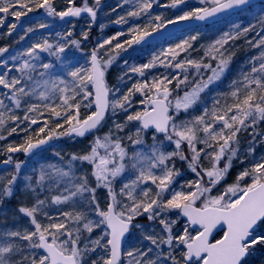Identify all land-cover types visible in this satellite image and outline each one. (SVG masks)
I'll use <instances>...</instances> for the list:
<instances>
[{"label":"snow or ice","instance_id":"snow-or-ice-1","mask_svg":"<svg viewBox=\"0 0 264 264\" xmlns=\"http://www.w3.org/2000/svg\"><path fill=\"white\" fill-rule=\"evenodd\" d=\"M65 2L69 7L57 11L53 0H0V13L15 16L19 21L34 8H43L49 16L61 20L80 17L82 13H87L93 21L96 19L100 0H94L93 6L87 0L81 6L76 5V0ZM154 3L156 0H135L127 17L148 16L147 23L129 27L131 38L123 42L118 37L124 33L104 40L90 52L88 66L79 65L68 56L72 47L80 48L79 40L68 39L73 35L71 31L66 35L57 33L55 42L45 38L11 56L12 61H19L12 67L0 61L8 69L0 74V140L7 138L5 131L8 136L18 129L27 133L32 125H39L43 120L36 131L37 137L43 134L42 138L33 141L29 134L23 143L8 144L3 149L9 154L3 161L6 165L13 161L11 154L28 155L62 136L84 137L98 132L109 111L112 115L117 110L126 114L123 123L113 121L108 132L94 136L88 151L72 153L67 170L58 164L41 166L35 186H26L34 203L18 208L33 228L0 230V264H84L92 254L96 258L91 264H246L254 247L264 245V155L255 154L256 144L264 143V131L257 130L264 123V7L253 11L251 0H198L199 6L189 4L188 0H170L162 7L176 9L179 14L165 19L151 15ZM235 10L251 12L256 23L243 29L239 24L233 25L234 30L224 32L208 45L200 60L178 58L181 52L193 48L199 37L197 33L175 47L154 54L148 63L129 66L118 77L121 84L125 83L124 76L132 78L129 73L144 79L136 80L127 92L108 86L105 79L108 67L121 52L140 44L153 32L168 24L206 21ZM3 23L4 19L0 18V25ZM116 23H128V20L122 16ZM257 24L261 31L246 43L260 51L248 61L247 70L242 67L229 85L231 91L224 96L230 97L231 103L221 104L217 98L201 115L180 120V113L192 109L209 85L223 76L234 55H224L225 45L246 37ZM38 27L49 26L41 23ZM15 28L16 24L10 25V32ZM34 30L27 28L25 35ZM82 37L86 40L88 32H82ZM113 41L116 42L113 44ZM105 45L111 47L104 53L108 58L102 60L99 49ZM7 51L0 48V55ZM41 53L55 60L43 62ZM217 56L220 59L215 68L204 62L205 58L214 60ZM158 66L173 71L148 79L146 71ZM13 70L18 75H11ZM203 70L211 72L206 80ZM173 82L174 87L170 88ZM137 93L143 97L139 101L143 108L129 112L131 97ZM82 107L86 110L83 117ZM131 122L139 126L126 139L133 146L144 147H134L129 154L123 143L125 137L119 133ZM22 124L27 127L21 129ZM64 125L68 127L64 129ZM149 129H154L153 143L145 145L143 133ZM241 133L250 137L243 152ZM157 134H163V140H158ZM164 141L174 145L172 151L163 150ZM55 155L63 160L59 152ZM178 160L186 163L196 177L179 188L174 186L176 177L181 175L176 166ZM203 160H208L211 166L205 168ZM75 161L81 165L86 163L90 171L81 170L77 174L73 167ZM222 161L223 167H220ZM233 161H238L242 170L231 184L213 194L226 179ZM23 164L24 161H17L13 173L7 178L0 177V203L4 198H11ZM129 173L135 178H128ZM117 182L120 183L118 192ZM149 182L154 187L148 186ZM101 188L107 190L105 207L100 206L97 198V190ZM45 191L49 195L41 199ZM49 204H70L71 208L53 217L45 211ZM170 213L176 218H171ZM37 216H43L48 222H41ZM143 216L148 225L134 222ZM181 217L186 221L177 228ZM97 229L100 234L93 238ZM133 230H139L140 240L136 247L125 250L123 241Z\"/></svg>","mask_w":264,"mask_h":264},{"label":"rangeland","instance_id":"rangeland-1","mask_svg":"<svg viewBox=\"0 0 264 264\" xmlns=\"http://www.w3.org/2000/svg\"><path fill=\"white\" fill-rule=\"evenodd\" d=\"M101 1H104V0H100V2ZM169 2H170V0H156V3L153 4L152 9H150V13L152 12V10H154L153 15H152V13H151V15L152 16L161 15L165 19L174 18L175 15L179 14L176 9L162 7V5L168 4ZM81 3L83 4V0H81ZM87 3L89 6H93L94 0H87ZM103 3L115 5V9L118 10L117 19L120 18L121 13H122L123 17H125L127 19L129 17H127L126 14L128 11L132 10V7H133V4L135 3V0H131V2H126V0H108V2L100 3L99 6ZM188 3L192 4V5L199 6L198 0H188ZM68 7H69V5H68ZM181 7H183V6H181ZM66 8L64 10H66ZM40 9L43 11L41 13H44L48 17H52L46 13L45 9H43V8H40ZM255 11L258 12L259 10H255ZM12 17H15V16H12ZM0 18H2L1 13H0ZM58 19L61 20L59 17H58ZM148 19H149L148 16H142L140 18H136L135 22L132 24L133 18H131V23H130L131 25L128 27H125L124 23H120V24L113 23V24H111L109 26V30L102 34L101 43H103L104 40H107L113 36H116L117 33H124V35L118 37L120 42H123L126 39H130L131 37L128 34L129 27L133 26L134 24H139L142 26L145 23H147ZM61 21L63 23L60 27L63 29L64 35H66L67 32L70 31L71 28H73L77 25V31L79 32V36L77 37L76 40L80 41V48L77 49L75 47H72L70 52L68 53V56L73 59V62L78 61L79 65H85V63H84L85 53L87 51L90 54V52L92 51V45L89 44V40L87 39V42H86V40L83 39V37H82V32H86V30H85L86 21L81 20V21L77 22L76 19H71V20H65L64 19ZM74 23H76V25ZM157 23H159V22H157ZM96 26H97L96 24L93 25L94 31L97 30ZM149 31H151V28ZM197 33L198 32H196L195 30H189V31H185L182 33H178V34H175L174 36H172L171 38H169L163 42L152 44L146 48H137L136 44H133L130 48H127V45H125V47L127 48V51L121 52L120 56L117 57V59L113 62V64L110 67H108V69L106 71L105 79H106L108 86L110 88L120 87L121 93L127 92V89L129 87H131V85L133 83H135L136 80H142L143 79V77L129 73L128 75L131 76L132 78L128 79V76H124L125 83L121 84L120 81L118 80V77L123 76V74L125 72H127L129 66L141 65V64L148 63L152 59L154 54H158L162 50L168 49L169 47H175L176 44L180 43L182 40L186 39L188 36L196 35ZM59 34H61V33L59 32ZM55 37H58L57 34L55 35ZM41 39L42 38H40V36H38L37 42H41L42 41ZM68 39H70V38H68ZM115 42L116 41H113V44ZM82 43L85 45L84 47L82 46ZM210 44L211 43H209L208 45H210ZM110 47H111L110 45H105V47L103 49H99L102 60H106L108 58L106 55H104V53L108 52ZM41 57L43 58V62H49V61L55 60L54 57H50L47 54L45 57L43 55H41ZM125 61H127V65L125 64ZM247 63H248V61H247ZM85 66H88V65L86 64ZM246 67L248 68V64ZM172 71H173L172 69H165L163 66H158L156 68L151 69L150 71H146V76L148 79H151L152 76H160L161 74H167L168 72H172ZM174 84H175V82H173V85ZM221 93H222L221 87H216V82L209 85V87L205 90V92L201 94V100L196 105H194L192 109H190L187 113H184V112L180 113V120L191 119L192 116L201 115L202 111L205 107H207V108L212 107L214 99H217V98L220 99L221 104H224L225 102L231 103L230 100H224V97L222 96ZM175 95H176V93L174 92L173 96H175ZM141 99H143V97L139 93L132 96L131 97L132 107L129 108L128 111L133 112V111H137V110H142L143 105H141L139 103V101ZM5 102L8 103L7 100ZM81 112H86V110L82 107ZM125 115H126L125 113H123L119 110H117V113L115 115H112L111 111H109L108 116H107V120H106V123H104V126L102 128H100V130L98 132H96L95 134L90 135L87 139H84L81 141L82 145L79 148L80 153H84V152L89 150L90 144L93 141L94 136H96V135L102 136L104 133L108 132L109 129L113 127V121H115L117 123H123L125 120ZM46 116H47V114H46ZM61 123H62V121H61ZM42 125H43V120H41L39 125H32L29 130L35 131V133H36V131L38 130V127L42 126ZM50 126H55V125L51 124ZM138 126L139 125L136 122H131L128 125V127H126L124 129L123 132L119 133L120 136L125 137V140L123 141V143L128 147L129 154H131V151L134 147H137V148H143L144 147V145L133 146L126 139V137L129 134L134 135L136 128ZM67 127H68V125H64V129H66ZM64 129H58L57 131H63ZM257 130L258 131H264V123L260 124V126ZM249 131H251V129H249ZM152 136H153V132L146 133V136H143L144 141H145V145H151L153 143ZM42 137H43V134H41L40 138H42ZM157 137H158V140H163L162 136L161 137L157 136ZM243 138L246 139L247 141L250 139V137H248L247 133H241L240 134V139L242 140ZM259 139L260 138L257 137V140H259ZM76 140L77 139H69L67 136H62L58 139H54V140L50 141L48 144L43 145L39 149H35L32 154H30V155L28 154V156L26 155V156L22 157L21 159H19L17 157L19 152L11 154L13 156V161H12V163H10L11 167L6 171L0 172V177L7 178L10 173H13L15 170V164L17 161H24V164L21 166V170H20V173L18 174L17 181L15 182V184L13 186V193L16 190V195H15L14 199L7 198L8 199L7 204H5L4 209H2L4 211V216H3V219L0 220V230H2L4 228L16 230L17 228H19L21 226L20 225L21 221L25 220V218H28V217L24 216L22 213H19L18 208L21 205L30 206L32 203H34V198L29 193L26 186L29 184H32L33 186H35V180L39 176V170H40L41 166H46L48 164H58V165L64 167L65 170H67V168H68L67 162L70 160L71 154L72 153L79 154L77 149H72V150H70L69 154L63 155L58 150L55 151L57 149V147L51 146V144L57 143V142H60L61 144L62 143H69V142L74 143V141H76ZM14 141H16V139ZM8 144H11V143L10 142L0 143V157L3 158V160L0 158V162H3L5 159H7V156L9 155L7 152L3 151V149H5ZM261 144H264V143H257L255 146V154L257 156L264 155V145H261ZM58 146H60V144H58ZM162 147H163L164 151H172L174 148V145L168 141H164V144ZM198 147H202V145H198ZM246 147H247V143L246 144L241 143V151L242 152L244 151V149ZM36 152H38L37 155H36ZM54 152L55 153L59 152L60 155L63 157V160H61L60 157L56 156ZM47 155H49L50 158L43 161V163H42L41 162L42 157H44V156L47 157ZM202 164L205 168H209L211 166L210 162L208 160H203ZM34 165H36L38 167V172H36L35 176H34V169H32V166H34ZM236 165L238 166V168ZM87 166H89V165H87L86 163L81 165L80 161L73 162V167L76 170L77 174H79L81 170L89 171ZM176 166H177V168L180 169L181 175L176 177V182L174 185L175 187L179 188V185L184 184L186 181L194 180L196 178L195 174L190 172L187 169L186 163L178 160L176 162ZM220 167H223V161L221 162ZM233 167L237 168V169L234 171H232V168L230 169L226 179L224 181H222L221 184L218 185L216 189H214L213 194H216V192L221 191L226 184H231L234 181L236 174L242 170V166L239 164L238 161H233ZM25 177H31L32 179H31V181H29V180H26ZM128 178L134 179L135 177H134V175L129 173ZM93 186H94V182H93ZM148 186L154 187L150 184V182H149ZM119 188H120V183L117 182L115 185V189L117 192L119 191ZM98 190H97V192H98ZM37 191H39V189H37ZM52 194H57V193L53 192ZM45 195H49V193L47 191H45L44 193L41 194L40 198L43 199ZM98 195H100V194H98ZM98 200H99V202L100 201H102V202L107 201V190L106 189H104L103 198H98ZM105 205L106 204L104 203L103 207ZM48 206H54V207H58L60 209L63 208L62 211H68L71 208L70 204H63V205L49 204ZM45 210H47V208H45ZM0 211H1V209H0ZM59 215H60V213H57V214L52 213L51 214V216H53V217H59ZM169 215L173 219L176 218L174 213H170ZM37 219H38V216H37ZM40 221L43 223L48 222V221H43V220H40ZM134 222L139 223V224H144V225L149 224V222L146 219V216L137 217ZM184 222H185V220L181 218L180 222L177 224L176 227L181 228L183 226ZM28 227L33 228V226L30 223L29 218H28ZM29 230H31V229H29ZM156 230L159 231L158 223L156 224ZM99 234L100 233L95 232L92 237L95 238ZM131 234H129V236L127 237V239L125 241V244L123 247L125 250H129L131 248L136 247L138 242H139L138 240H140L139 230H133V232ZM254 249H255V247H254ZM261 249H262V247H260L259 250H261ZM98 252H99V250H98ZM89 257L85 260L84 264H91V260L96 258V254H92Z\"/></svg>","mask_w":264,"mask_h":264},{"label":"trees","instance_id":"trees-1","mask_svg":"<svg viewBox=\"0 0 264 264\" xmlns=\"http://www.w3.org/2000/svg\"><path fill=\"white\" fill-rule=\"evenodd\" d=\"M102 2H108V0L101 1ZM54 6L57 11H63L68 5L64 0H53ZM81 0H76V5L81 6ZM101 4L96 8V19L93 21L91 17H81V18H74L77 20V22L84 20L86 21L85 24V30L88 32V40L89 44L92 45V50L94 48H98V45L101 44V38L102 34L109 30V26L113 23H116L117 19V12L118 10L115 9V5L113 4ZM264 7V2L254 5L253 11L259 10L260 8ZM40 8H34L33 11H30L27 13V15L21 16L19 21H17L16 17H12L11 15H5L2 14V18L4 19V23L0 25V48H7L8 51L2 55H0V61H6L8 67H12L14 64H18L19 61H12L10 59L11 56L17 55V53L24 52L27 48H29L33 43L37 42V37L40 36L42 38L41 40L47 38L50 42H55L58 37H55L57 33H61L64 35L63 29L60 27L62 25V21L58 19V17L52 16L48 17L46 16ZM154 10H152L153 15ZM47 13V12H46ZM122 13L120 17H122ZM120 19V18H119ZM136 18H133L132 24L135 22ZM128 23H124L125 27L130 26L131 24V18H127ZM44 23L47 24L49 27L47 28H39L38 25ZM256 20L254 19L253 15L249 11H241L233 15L227 16L225 19L214 23L212 25L199 27L197 29H194L196 32L199 33L198 40L193 45L192 49H188L187 52H182L179 55V58H191L194 60H200L202 57H204L205 51H207L208 44L213 43L215 40H217L224 32L229 30H234L233 25L239 24L240 28L243 29L245 27H248L250 24H255ZM16 24V28L14 30H11L10 32V25ZM76 25V23H74ZM97 25V30L94 31L93 25ZM118 24V23H116ZM103 26V27H102ZM32 27L35 30L31 33H28L25 35V31L27 28ZM65 29V28H64ZM150 30V28H149ZM70 31L73 33V35L70 38L71 39H77L79 36V32L77 31V25L70 29ZM260 26L257 24L254 31L247 34L246 37H241L239 39L229 41L227 45H225V48L227 51L224 53L225 56H228L229 53H234L232 55L230 63L228 64L227 69L225 70L223 76L219 81H216V87H221V94L224 97V100H230V97H225L224 94H227L231 91L229 85L231 82L236 79L241 71V68L243 67L244 70H247V61L251 59V57L256 56L259 54V49L252 48L251 45L246 43L247 40L252 39L253 36L256 35L257 32H260ZM23 36L24 39H20V37ZM86 39V42H87ZM258 39V37H257ZM90 45V46H91ZM82 46L85 45L82 43ZM203 46V47H202ZM47 53H41L44 57ZM43 59V58H42ZM84 63L85 65H88L89 61V53L86 51L85 57H84ZM220 59L219 56H217L216 59L210 60L208 58L204 59L205 63H211L212 67L215 68L217 65V61ZM8 69L4 66V64H0V74L7 71ZM191 71V70H190ZM11 75H18L14 70L12 71ZM211 75V72L208 70H203V78L206 80L207 77ZM192 79V76L189 77ZM199 77H197L198 79ZM144 79V78H143ZM174 85H169V87H173ZM183 88V86H182ZM186 90V89H185ZM183 92L181 91L180 94ZM22 114V113H21ZM86 114V112H81V117H83ZM106 123V122H105ZM13 125H9L11 127ZM27 127L26 124H22L20 128ZM54 127V126H52ZM96 132H93L91 135L95 134ZM7 138L5 140H0V143L2 142H10L14 145H19L23 143L26 136L31 134L33 136V141L37 138L35 136V131L28 130V132H24L18 129L16 133H13L11 136L7 135V131L3 133ZM143 136H146V133H143ZM68 137V136H67ZM249 137V136H248ZM86 137L85 139H87ZM16 139V141H14ZM81 141L82 140H76L74 143H52L51 146L57 147L55 151H59L63 155L69 154L70 150L77 149L78 153L80 154V147H81ZM241 143H247L246 139H242ZM60 144V146H58ZM264 145V144H261ZM48 146V145H47ZM33 153V152H32ZM30 153V154H32ZM38 152H36L37 155ZM55 153V152H54ZM29 154V155H30ZM26 156L23 152H19L18 158L21 159L22 157ZM28 156V155H27ZM1 158V157H0ZM49 155L42 157L41 162L47 160ZM3 160V158H1ZM1 160V161H2ZM237 166V165H236ZM11 167V166H10ZM88 170L90 171V166H87ZM238 168V166H237ZM237 168L232 167V171L236 170ZM32 169H34V176L36 175V172H38V167L36 165L32 166ZM38 175V174H37ZM231 179V178H230ZM229 179V180H230ZM26 186V185H25ZM24 186V187H25ZM103 192L104 189L101 188L97 192V198H103ZM100 194V195H98ZM16 195V190L12 194V197L10 199H14ZM7 198L3 199V202L0 203V220L3 219L4 216V205L7 204ZM103 200V199H102ZM100 206L103 207L105 201H100ZM105 207V206H104ZM49 215L52 213L57 214L62 211L63 208H58L54 206H48L46 207ZM25 218V217H24ZM39 220L47 221L43 216H38ZM26 220V221H25ZM25 220L21 221V226L19 229H24L28 227V218H25ZM26 222V223H25ZM29 228V227H28ZM27 228V229H28ZM32 230V228H29ZM95 232L100 233V230L97 229L93 232L92 236ZM132 235V234H131ZM134 238V237H133ZM139 241V240H138ZM260 247H262L261 250ZM90 258V257H89ZM246 264H264V245H257L255 246V249L252 250L250 255L247 257Z\"/></svg>","mask_w":264,"mask_h":264},{"label":"water","instance_id":"water-1","mask_svg":"<svg viewBox=\"0 0 264 264\" xmlns=\"http://www.w3.org/2000/svg\"><path fill=\"white\" fill-rule=\"evenodd\" d=\"M263 1L264 0H251V3L253 5L256 3L263 2ZM238 11H240V10H235V11H232L228 14H221L218 17L210 18L206 21H194L193 20V21L179 22L176 24H168L166 27H162L158 32H153L151 36L146 37L143 41H141L140 44H137V46L138 47H145V46H148L154 42L162 41V40L168 38L169 36L175 34L176 32H181V31H184L187 29H193V28H196L199 26L209 25V24L218 22V21L222 20L223 18H225L226 16L233 14V13H236ZM81 16H89V15L87 13H82ZM66 18L71 19L72 17H66ZM146 131L150 132V131H154V129H149ZM89 134H86L85 136H87ZM157 135H163V134H157ZM73 137H76V136H73ZM73 137H70V138H73ZM84 137H77V138H84ZM7 167H8V165H6V164H0V170L5 169ZM181 218H183V217H181ZM183 219L186 220V218H183ZM124 242H125V240L123 241V245H124Z\"/></svg>","mask_w":264,"mask_h":264}]
</instances>
